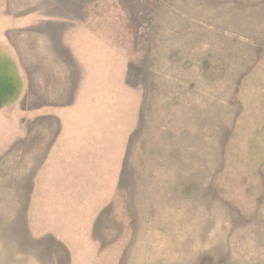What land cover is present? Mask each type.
Listing matches in <instances>:
<instances>
[{
	"label": "rangeland",
	"instance_id": "obj_1",
	"mask_svg": "<svg viewBox=\"0 0 264 264\" xmlns=\"http://www.w3.org/2000/svg\"><path fill=\"white\" fill-rule=\"evenodd\" d=\"M0 264H264V0H0Z\"/></svg>",
	"mask_w": 264,
	"mask_h": 264
},
{
	"label": "crops",
	"instance_id": "obj_2",
	"mask_svg": "<svg viewBox=\"0 0 264 264\" xmlns=\"http://www.w3.org/2000/svg\"><path fill=\"white\" fill-rule=\"evenodd\" d=\"M116 79L108 78L106 77L105 79H101V81H115Z\"/></svg>",
	"mask_w": 264,
	"mask_h": 264
}]
</instances>
